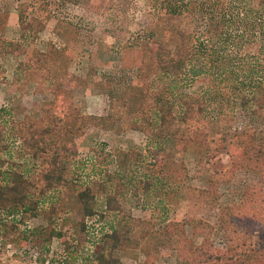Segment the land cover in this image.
<instances>
[{
    "label": "trees",
    "instance_id": "obj_1",
    "mask_svg": "<svg viewBox=\"0 0 264 264\" xmlns=\"http://www.w3.org/2000/svg\"><path fill=\"white\" fill-rule=\"evenodd\" d=\"M227 1L168 0L170 22L135 43L142 52L135 62L141 91L127 97L120 88L110 90L106 116L77 113L72 120L75 105L59 92L65 82L71 94L80 82L89 81L68 68H57L56 48H31L49 18L35 9L21 14L19 39L0 34V53L24 56L14 71L15 89L37 82L54 95L37 108L17 101L0 107V215L21 214L19 219L0 218V226L43 215L47 224L30 230L34 242L43 245L56 237L66 241L55 223L73 202L84 226L86 217L107 223L95 241V264H121L119 253L140 251L143 264H152L159 250L168 247L174 249L178 264H264V1L250 11L251 0L235 10L233 1L229 7ZM60 22L52 29L57 34ZM189 22H196L193 29L187 27ZM97 121L111 126L128 121L144 134L147 147H131L120 155L93 146L84 183L75 136ZM239 121L244 122L240 127ZM162 150L167 153L160 155ZM177 150L205 166L196 170L199 178L205 176L198 197L219 214L215 223L203 218L170 220L158 236L154 221L125 209L116 187L126 185V169L142 163L144 176L129 180L145 193L157 192L159 200L166 196L162 205L168 210L190 175L186 161L175 156ZM225 150L231 154L230 166L218 168L215 158ZM26 157L36 160L34 172L23 161ZM113 163L125 173L113 171ZM239 168L255 171L261 181L246 186L237 200L222 203L220 185L230 182ZM67 191V198L60 196ZM216 233L222 234L224 246L215 244Z\"/></svg>",
    "mask_w": 264,
    "mask_h": 264
},
{
    "label": "rangeland",
    "instance_id": "obj_2",
    "mask_svg": "<svg viewBox=\"0 0 264 264\" xmlns=\"http://www.w3.org/2000/svg\"><path fill=\"white\" fill-rule=\"evenodd\" d=\"M167 1L0 0V34L4 33L8 39H19L22 32L21 14L35 9L39 16L49 18L47 29L36 34L31 42V48L41 51L48 47L56 48L58 52L53 55L56 67L62 70L68 68L70 72L89 81L85 85L80 82L79 86L73 88L71 94L67 92L68 82H65L63 90L59 92L60 96L63 98L66 96L65 99L75 105L72 120L77 118V113L106 116L112 103L110 90L120 88V93L127 97L139 88L141 91L142 80L136 73L135 62L139 61L142 52L135 43L139 39H146L153 33L160 32L170 22L165 10ZM229 1L231 0L227 1V7ZM232 1L234 10L235 6L240 9L247 7L245 2L250 4V0ZM261 1L264 0H251L249 11L252 7L261 8L262 5L257 7L259 4H256ZM63 17L68 21L61 20ZM59 21L61 34L52 30ZM195 25L196 22H189L187 27L193 29ZM56 44H59L60 48ZM23 59L24 56L0 53V84L5 83L1 88L4 91L1 90L0 107L17 101V104L28 109L37 108L36 104L54 98L49 90L39 86L37 82L15 89L14 71ZM99 81L104 82L100 84ZM243 123L239 121L236 125L240 127ZM95 124L83 134L75 136L79 150L78 167L82 174L81 181L84 183L88 181L93 146H105L107 151L116 150L120 155L131 147L143 151L147 147L144 134L131 128L128 121H120L114 126L102 121ZM18 146L19 143L16 142L13 153L17 154ZM164 153L167 152L162 150L160 155ZM175 156L186 161L190 175L186 180V188L179 190V196L168 210L162 205V200L165 201L166 196L162 195V200H159L160 194L155 191L148 194L142 188L136 189L135 180L132 182L129 180L130 177L138 179L144 176L145 165L142 163L130 166V170L126 169V185L118 183L116 187L117 197L125 209L136 217L154 221L158 236L162 235L165 224L170 220L186 222L192 218H203L215 223L219 214L218 210L207 206L198 197L197 189L205 187V180L202 179H205V176L199 178L196 170L205 169V166L203 164L199 166L195 157L183 150H177ZM215 160L218 168L227 169L231 163V154L225 150ZM23 161L28 163L33 172L35 171L36 160L26 157ZM110 168L119 174L124 172L116 163ZM260 181L255 171L237 169L230 182L220 185L221 202L237 200L246 186ZM69 193L67 191L60 196L67 198ZM0 218L3 221L2 215ZM82 221L81 215L74 209L73 202H69L59 212L55 223L64 232L66 241L56 237L43 245L35 243L34 234L30 232L35 226L47 224L43 215L28 217L20 225L3 222L0 226V264H95L93 251L95 241L99 239L107 223H101L95 217H86L85 226ZM242 237L246 238L245 235ZM214 240L219 247L225 245L221 233L214 234ZM19 250L27 252L23 255L18 252ZM159 251V258L152 264H178L174 249L168 247ZM119 254L121 264H143L145 259L143 251ZM34 255H37L36 259Z\"/></svg>",
    "mask_w": 264,
    "mask_h": 264
},
{
    "label": "built area",
    "instance_id": "obj_3",
    "mask_svg": "<svg viewBox=\"0 0 264 264\" xmlns=\"http://www.w3.org/2000/svg\"><path fill=\"white\" fill-rule=\"evenodd\" d=\"M20 216H21L20 213L17 214L16 216L6 214V215H3V218H4V220H12V219H19ZM11 246H12V245H9V247H11ZM18 252H19L20 254H23V255H24V253L27 252V251L19 250ZM33 257H34V259H36V258H37V255H34Z\"/></svg>",
    "mask_w": 264,
    "mask_h": 264
},
{
    "label": "crops",
    "instance_id": "obj_4",
    "mask_svg": "<svg viewBox=\"0 0 264 264\" xmlns=\"http://www.w3.org/2000/svg\"><path fill=\"white\" fill-rule=\"evenodd\" d=\"M49 24H50V23H49ZM4 86H5V83H1V84H0V95H1V92L4 91V90L1 89V88H3ZM1 90H2V91H1Z\"/></svg>",
    "mask_w": 264,
    "mask_h": 264
}]
</instances>
